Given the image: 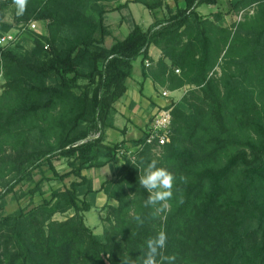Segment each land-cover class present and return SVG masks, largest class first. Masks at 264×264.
I'll list each match as a JSON object with an SVG mask.
<instances>
[{
  "label": "trees",
  "instance_id": "1",
  "mask_svg": "<svg viewBox=\"0 0 264 264\" xmlns=\"http://www.w3.org/2000/svg\"><path fill=\"white\" fill-rule=\"evenodd\" d=\"M86 1L28 0L26 12L15 14L10 24L3 20L12 0H0V35L15 24L38 21L46 22L47 33L34 34L23 54L0 47V178L11 175L0 201L42 167L58 180L74 178L29 210L0 215V264H121V257L140 256L146 240L160 230L168 234L165 252L176 256L175 264H264V14L241 46L235 70L228 65L217 78L212 70L219 50L209 23L195 11L215 0H184L182 9L145 31L132 22L109 48L103 46L109 29L101 15L85 13ZM256 1L264 0L235 5ZM133 2L149 10L162 0ZM150 46L160 58L142 71L144 78L169 91L197 88L192 101L184 99L191 114L171 110L163 154L156 157L145 145L135 155L136 165L156 159L177 177L169 209L156 219L143 206L148 193L139 186L133 161L121 159L115 168L117 143L104 144L131 62L138 57L151 62ZM146 135L131 143H143ZM54 156L67 159L66 172L55 171ZM105 166L112 179L95 191L81 172ZM181 175L187 183H180ZM97 192L116 203L103 206L107 225L101 235L82 216ZM69 211L70 217L52 220ZM135 214L145 217L142 227L132 220Z\"/></svg>",
  "mask_w": 264,
  "mask_h": 264
},
{
  "label": "rangeland",
  "instance_id": "2",
  "mask_svg": "<svg viewBox=\"0 0 264 264\" xmlns=\"http://www.w3.org/2000/svg\"><path fill=\"white\" fill-rule=\"evenodd\" d=\"M236 1L237 0H215L213 6L201 5L195 9L198 18L200 20L204 19L209 23L208 28L211 39L219 50L212 70V73H214V76L217 78L221 77L224 72L226 73V66H232L234 60L238 58L240 51H242L241 46L245 44L246 40L251 38L249 33H252L256 29L262 14H264V1H256L246 7L236 6ZM128 6L131 7L137 25L145 31L156 21H166L177 10L182 9L184 7V0H162L161 6L149 10L139 3H134L133 0H87L85 13L92 15L96 19L101 15L106 28H111V30L109 29L110 34L104 38V42L105 40L114 42L123 39L128 34L133 24L132 22H134L127 9ZM15 14L16 9L13 4L6 9L3 21L12 24V18ZM6 34H8L11 39L7 40L6 43L0 47L6 46L18 54H23L31 49L32 37L34 34L46 36V22L38 21L24 27L20 24H15ZM6 34H2L0 37ZM223 36L226 37L225 43L222 39ZM137 67L138 63L136 62L134 65V75L137 74ZM140 69L142 71L145 69L142 61ZM233 69L235 70L232 66L230 70L233 71ZM174 73L178 75L179 71L176 72V70H174ZM130 81L131 80H128L126 85L127 92L122 98L116 101L118 102V109L123 113V115L120 114V118L118 119L119 127L124 126L125 129L127 126L130 127V138L129 140L116 142L115 135L117 134H112L115 137L110 136V141H105L104 137V144L106 145H114L117 143L116 155H118V162H121V159H129L130 161L135 160V155L140 150L133 149L130 152L129 148L135 146L132 144L133 141L142 137L146 132V122L157 110L170 105L172 109L176 107L186 114H191V109L187 106L184 99L192 101L190 93L192 91H197V88L190 86H183L174 91H169L166 87L156 86L154 88L153 99H158L159 104L150 100L146 103L142 100L144 96L141 94L142 85L137 87L132 85ZM3 83L4 79L0 74V94L2 92L1 85ZM162 90L169 92V95L165 98L159 96L158 94ZM257 90L258 88L255 86V91ZM134 97L135 99H139L137 102L139 107L138 110L134 108L136 105L135 102L131 101ZM96 136L97 133L94 132L89 135V139H94ZM151 152L156 157H160L163 154L162 147L156 150L155 153L152 150ZM51 161L57 173H64L69 169L67 167V159L65 158L54 156ZM43 174L45 178L41 180ZM10 177L11 175L9 174L5 178H0V192L3 191L6 181L9 180ZM94 179L98 180V183H101L103 180L112 179V174L106 166L94 169ZM72 180H74L72 176L63 180H58L54 178L52 172L48 168L42 167L40 172L36 170L32 173L30 180L19 183L13 188L11 193L4 196L0 201V215L14 214L18 211L29 210L33 206L40 204L43 200H49L53 191L66 188ZM71 215V211L65 214L55 213L52 216V220L62 221ZM105 216L106 209L103 207H100L99 211L97 209H91L84 214L85 225L91 229L93 234L101 235L103 227L107 225V223H102L101 220Z\"/></svg>",
  "mask_w": 264,
  "mask_h": 264
},
{
  "label": "clouds",
  "instance_id": "3",
  "mask_svg": "<svg viewBox=\"0 0 264 264\" xmlns=\"http://www.w3.org/2000/svg\"><path fill=\"white\" fill-rule=\"evenodd\" d=\"M16 9V15L22 16L27 9L28 0H12ZM158 161L152 159L140 165H134L139 170V186L147 191L148 196L143 202V206L150 209V216L153 219L159 218L169 209V201L173 199V189L176 187L177 177L167 168L158 166ZM180 183H187V178L181 175ZM179 204L184 200L181 196L178 199ZM132 220L138 227L145 224V217L142 214H135ZM168 234L160 230L155 236L149 237L145 242V247L141 249V255L132 258L131 256L121 257V264H175L176 256L166 254L165 250L168 244Z\"/></svg>",
  "mask_w": 264,
  "mask_h": 264
},
{
  "label": "crops",
  "instance_id": "4",
  "mask_svg": "<svg viewBox=\"0 0 264 264\" xmlns=\"http://www.w3.org/2000/svg\"><path fill=\"white\" fill-rule=\"evenodd\" d=\"M127 9L130 12V15H131L132 20L134 21V23L137 24V22H136V20H135V18L133 16V13L131 11V7L128 6ZM33 23H36V22H33ZM109 29L111 30V28H109ZM112 43L113 42H108V41L105 40L104 47L105 48H109L112 45ZM147 53H148V57L150 58V61H151V62H149L150 65L151 66L155 65V63L157 62V60L160 58V51L157 48H155L154 46H150L148 48ZM136 62L138 63L137 74L134 75V65L136 64ZM166 63H168V62L166 61ZM140 66H141V57H138L136 60H134V61L131 62V73H130V77L126 80L125 84L127 85L128 80H131L130 83L132 85H135L137 87L140 86V85H142L141 94L144 95L142 97V100L145 101L146 103H148L149 100H150V101L155 102L156 104H159L158 103V99H153L154 98V96H153L154 88L156 87V85H154L152 83V81L150 80V78L148 76H145V78L142 76V70L140 69ZM126 92H127V89H126ZM155 100H157V101H155ZM131 101L132 102H135L136 105H135L134 108L135 109L137 108V110H138L139 107H138L137 102L139 101V99L138 98L135 99V97H134L133 99H131ZM117 106H118V102H115V104L113 105V107L115 109L114 127L113 128H110V129H107L105 131V133H104L105 141H110V138H109L110 136H113V137L116 136V142H121L122 140H129V138H130L129 137L130 136V132H131L130 127L127 126L126 129L124 128V126L119 127V123H118L119 120L118 119L120 118V114L123 115V113L118 109ZM112 134H117V135L114 136ZM120 163L121 162H118V155H116V163L114 165L115 168H118L119 165H120ZM81 174L83 176H86L87 178L91 179L93 190L96 191L99 188L100 183H98V180H95L94 179V169L91 168L89 170H84V171L81 172ZM104 205H112V206H115L116 203H115V201H113L111 199H107L106 196L102 192H97L95 194V197H94V205H93V207L91 209H97L99 211L100 210V207L102 208ZM85 213L86 212L82 213L83 221H84V214ZM100 215H101V213H100ZM84 224H85V222H84Z\"/></svg>",
  "mask_w": 264,
  "mask_h": 264
},
{
  "label": "built area",
  "instance_id": "5",
  "mask_svg": "<svg viewBox=\"0 0 264 264\" xmlns=\"http://www.w3.org/2000/svg\"><path fill=\"white\" fill-rule=\"evenodd\" d=\"M11 37L6 34L0 37V46L6 43L7 40H10ZM150 66V63L148 61H144V68H148ZM176 72H178L176 70ZM169 95V92L162 90L159 93V96L162 98H165ZM171 110L172 107L165 106L161 109L157 110L155 114H153L150 119L147 121L146 126V137L143 143L137 144L133 146L132 148H129L130 152L131 150H140L143 146H149L152 148V151L155 153L156 150L163 147L166 143H168L169 135H170V126H171ZM89 139V137L87 138ZM85 140L80 141L77 144L83 143ZM75 146V145H74Z\"/></svg>",
  "mask_w": 264,
  "mask_h": 264
}]
</instances>
